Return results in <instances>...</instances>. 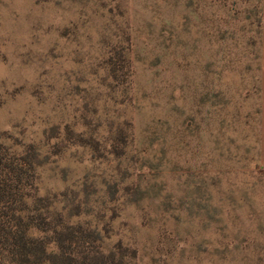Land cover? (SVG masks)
<instances>
[{"label":"rangeland","instance_id":"374dc122","mask_svg":"<svg viewBox=\"0 0 264 264\" xmlns=\"http://www.w3.org/2000/svg\"><path fill=\"white\" fill-rule=\"evenodd\" d=\"M0 132L104 252L264 264V0H0Z\"/></svg>","mask_w":264,"mask_h":264},{"label":"trees","instance_id":"16d2710c","mask_svg":"<svg viewBox=\"0 0 264 264\" xmlns=\"http://www.w3.org/2000/svg\"><path fill=\"white\" fill-rule=\"evenodd\" d=\"M109 65L116 78L115 62L110 60ZM124 135L119 131L110 148L117 158L124 154ZM66 139L99 151L96 140L69 128ZM19 146L22 152H18ZM37 167L33 145L24 147L12 135L0 132V264H132L135 250L117 243L104 252L94 230L71 224L61 212H50V200L37 196ZM79 209L73 208L72 217H79Z\"/></svg>","mask_w":264,"mask_h":264}]
</instances>
